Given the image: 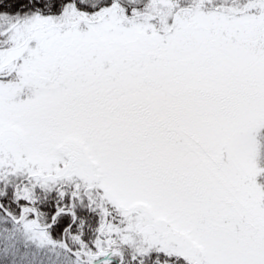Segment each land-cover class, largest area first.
<instances>
[{
    "label": "snow or ice",
    "instance_id": "snow-or-ice-1",
    "mask_svg": "<svg viewBox=\"0 0 264 264\" xmlns=\"http://www.w3.org/2000/svg\"><path fill=\"white\" fill-rule=\"evenodd\" d=\"M0 264H264V0H0Z\"/></svg>",
    "mask_w": 264,
    "mask_h": 264
}]
</instances>
